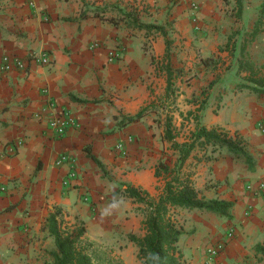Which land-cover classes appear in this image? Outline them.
Returning <instances> with one entry per match:
<instances>
[{
    "label": "crops",
    "instance_id": "crops-1",
    "mask_svg": "<svg viewBox=\"0 0 264 264\" xmlns=\"http://www.w3.org/2000/svg\"><path fill=\"white\" fill-rule=\"evenodd\" d=\"M31 1L0 0V65L4 55L28 60L42 52L51 62L0 71V264H51L56 248L46 219L56 209L68 224L72 218L87 224L114 194L125 201L115 219L137 212L122 183L156 196L163 186L154 175L158 162L171 167L178 156L165 138L167 123L179 144L198 126L237 135L251 158L248 165L218 147L191 152L183 171L199 197L232 207L229 218L173 209L183 231L181 254L196 258L209 241L225 242L220 264H264L256 250L264 242V95L243 88L252 84L237 47L222 49L250 35L264 0ZM116 48L120 58L111 60ZM243 55L264 73V29L249 38ZM49 99L77 120L61 138L47 129ZM143 109L140 119L125 123ZM62 154L76 172L69 186L62 184L68 165L56 164ZM247 184L263 188L249 191ZM130 221L127 233L142 230L139 217ZM127 246L119 253L124 264L135 245Z\"/></svg>",
    "mask_w": 264,
    "mask_h": 264
},
{
    "label": "trees",
    "instance_id": "trees-1",
    "mask_svg": "<svg viewBox=\"0 0 264 264\" xmlns=\"http://www.w3.org/2000/svg\"><path fill=\"white\" fill-rule=\"evenodd\" d=\"M237 6V12L240 13V1H238ZM263 21L264 2L260 5L258 19L250 33L251 39L262 30ZM138 27L149 31L151 29L161 30V27L153 24H139ZM243 67L249 73L248 81L252 84L251 86H243V88L264 95V73L254 70L248 62L241 63V68ZM144 112L145 109L133 117L125 118V123L140 119ZM165 138L171 142V147L178 153V156L173 166L170 167L165 162L160 161L155 168V177H161L163 180L161 191L153 196L146 190L134 188L124 183L120 184L125 195L137 204L136 211L141 216L143 235L137 237L130 234L128 236L129 241L137 247V259L140 264H152L147 259L148 253H157L160 257V264H182V254L178 247V241L183 231L173 215V209H197L212 212L225 218L230 217L231 202L217 199L206 201L200 198L192 183L190 172L183 171L184 163L192 151L207 146H211L213 150L216 147L226 148L234 157L242 156L246 164H251V158L245 152L242 138L237 135L231 137L220 128L206 129L203 126H198L187 142L179 144L174 141V136L170 131V123H167ZM91 158L101 167L97 159L93 156ZM65 225H68V222L57 209L46 219L48 233L53 238L56 248L55 252L50 253L53 259L51 264H123L110 251H106L86 238L85 229L82 226L70 230L69 226L65 227ZM256 250L264 255V242L263 245L257 246Z\"/></svg>",
    "mask_w": 264,
    "mask_h": 264
},
{
    "label": "rangeland",
    "instance_id": "rangeland-1",
    "mask_svg": "<svg viewBox=\"0 0 264 264\" xmlns=\"http://www.w3.org/2000/svg\"><path fill=\"white\" fill-rule=\"evenodd\" d=\"M263 29H264V21L262 23V30ZM233 37H235V35H232V38ZM249 38H250V35H248L247 33H243V36L233 41L232 43L233 48L231 47V49H229V47H226V46L222 47L223 50L226 49L227 51L230 50L232 52L235 51L234 47H237L238 55L242 58L239 63L240 68H241V63L243 64V62H247L246 59L244 58L243 52H244V46L246 45V42L249 40ZM212 62L211 64H213ZM218 63L219 61L217 62V64ZM236 68H237L236 70L237 72L238 64ZM244 82L245 80L243 78H240V83H244ZM228 98L229 99L227 100V102H230L231 96H229ZM190 137L191 135L187 136L188 140L190 139ZM207 147H211V146H207ZM204 148L206 147L201 148V150H203ZM175 212H182V211H175ZM200 212H203V211L200 210ZM99 213L100 212H92L90 217L88 218L87 224L84 221L76 219V218L69 219L70 223L68 225H65V227L69 226L70 230H75L79 228V226H82L85 229L86 238H90L91 240H94L97 245L104 248L106 251H110V253L114 257L120 259L124 264V261L122 260L119 253L120 252L122 253V251H124L123 249H126L128 247L127 244L130 242L128 239V236L132 234L131 232L127 233L125 231L126 227L127 229L129 230L131 229L132 231V226L134 227V224L130 225V222H131L130 218L132 217V215H134L141 219V216L138 214V212H120V215L118 218L115 219L113 217V220H110V218H108V219H105L103 222H101L99 220ZM108 225L111 226L110 230L107 228L105 231L102 230L101 227H104V226L108 227ZM133 235L140 237L142 235L141 228L136 230V232ZM215 244L216 243L209 241L207 244L203 245L201 249L199 250L196 258L194 257V254H190V253L182 254V264H206L205 263L206 250L208 247L214 246ZM129 256H130V262H128V264H140V262L137 259V247L136 246H133V248L130 249ZM212 264H220V262L214 260V263Z\"/></svg>",
    "mask_w": 264,
    "mask_h": 264
},
{
    "label": "built area",
    "instance_id": "built-area-1",
    "mask_svg": "<svg viewBox=\"0 0 264 264\" xmlns=\"http://www.w3.org/2000/svg\"><path fill=\"white\" fill-rule=\"evenodd\" d=\"M31 2V0H28L29 4H31ZM192 9H195L194 4L192 5ZM121 52L122 50L120 48H116L110 53L109 58L111 60L119 59ZM30 62H35L44 66H47L51 63L49 60V55L46 52H42L37 55L33 54L28 58V60H22L17 57L11 58L10 56L4 55L1 59L0 71L2 73H9L11 71L24 72L28 68ZM47 106L48 109L44 116L46 118L47 129L53 134L54 137L61 138L70 128L76 126L77 120L72 116L68 109L57 106L51 99L48 100ZM41 114L42 113L36 114L35 118H39ZM56 164L68 165V171L63 177L62 184L63 186H69L71 182L75 181L76 179V172L74 170L72 159L68 155L62 154L56 161ZM261 188H263V184H259L258 189L253 188L251 184L246 185V189L249 191L260 190ZM224 244L225 242H217L214 246L207 248L205 257L206 264L214 263L216 257L223 250Z\"/></svg>",
    "mask_w": 264,
    "mask_h": 264
},
{
    "label": "clouds",
    "instance_id": "clouds-1",
    "mask_svg": "<svg viewBox=\"0 0 264 264\" xmlns=\"http://www.w3.org/2000/svg\"><path fill=\"white\" fill-rule=\"evenodd\" d=\"M124 198L118 195H112L110 200L103 206L99 213V220L103 222L105 219L113 217L116 215L124 205ZM147 259L152 262V264H160V257L157 253H148Z\"/></svg>",
    "mask_w": 264,
    "mask_h": 264
}]
</instances>
